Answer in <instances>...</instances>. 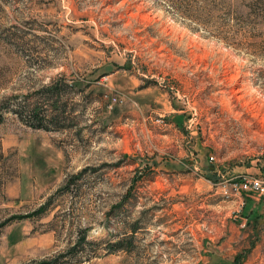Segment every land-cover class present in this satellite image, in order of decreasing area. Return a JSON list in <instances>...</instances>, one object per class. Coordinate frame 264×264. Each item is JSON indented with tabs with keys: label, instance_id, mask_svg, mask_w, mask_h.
Here are the masks:
<instances>
[{
	"label": "rangeland",
	"instance_id": "obj_1",
	"mask_svg": "<svg viewBox=\"0 0 264 264\" xmlns=\"http://www.w3.org/2000/svg\"><path fill=\"white\" fill-rule=\"evenodd\" d=\"M0 113L26 264H264V0H0Z\"/></svg>",
	"mask_w": 264,
	"mask_h": 264
},
{
	"label": "crops",
	"instance_id": "obj_2",
	"mask_svg": "<svg viewBox=\"0 0 264 264\" xmlns=\"http://www.w3.org/2000/svg\"><path fill=\"white\" fill-rule=\"evenodd\" d=\"M16 176H11L12 180L6 181L3 185L6 187V195H10L14 202L24 201L22 189L28 175L26 174V166L16 161ZM14 172V173H15ZM22 181L24 184L22 185ZM8 199H5L7 201ZM0 203H4L0 201ZM0 237V264H26L32 260H39L42 257L37 256L38 248L33 246V237L24 229L11 228L6 230L5 234ZM38 242V241H37ZM39 244V242L37 243ZM39 258V259H38Z\"/></svg>",
	"mask_w": 264,
	"mask_h": 264
},
{
	"label": "trees",
	"instance_id": "obj_3",
	"mask_svg": "<svg viewBox=\"0 0 264 264\" xmlns=\"http://www.w3.org/2000/svg\"><path fill=\"white\" fill-rule=\"evenodd\" d=\"M56 94H58V91L56 92ZM37 114H33V117H34V123H30L28 124L30 127L34 128V129H44L46 130L42 123V121L37 118ZM3 120V116L2 114L0 113V124ZM39 213V210H36V211H33L29 214H25L23 215L21 218H29V217H32V216H35V215H38ZM11 218H14V217H11ZM136 230V227H133L132 228V231L135 232ZM133 234V233H132ZM132 241H133V236L132 235H129V237H126L123 241H120V242H117L115 243L114 245H111L112 248L110 249V253L116 251V250H121V249H124V250H127L128 248L127 247H130L132 245ZM80 243H85V236L83 235L82 237H79L78 238V242H75L73 243L65 252H62L56 256H54L52 259H45V260H41L39 262H33L32 264H63V263H60V260L63 259V258H68L69 256L73 257V256H76V251H77V248L79 246ZM87 245H95V244H92V243H86ZM127 248V249H125ZM79 262H76L74 264H78ZM64 264H69V263H64Z\"/></svg>",
	"mask_w": 264,
	"mask_h": 264
},
{
	"label": "built area",
	"instance_id": "obj_4",
	"mask_svg": "<svg viewBox=\"0 0 264 264\" xmlns=\"http://www.w3.org/2000/svg\"><path fill=\"white\" fill-rule=\"evenodd\" d=\"M240 190H248L252 192H257L260 194H264V179H255L251 180L243 179V182L239 184Z\"/></svg>",
	"mask_w": 264,
	"mask_h": 264
}]
</instances>
